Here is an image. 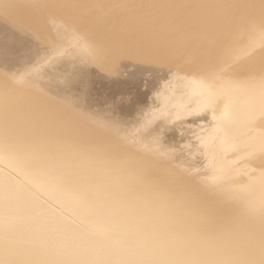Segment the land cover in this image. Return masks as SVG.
Here are the masks:
<instances>
[{
  "label": "bare ground",
  "instance_id": "obj_1",
  "mask_svg": "<svg viewBox=\"0 0 264 264\" xmlns=\"http://www.w3.org/2000/svg\"><path fill=\"white\" fill-rule=\"evenodd\" d=\"M60 1L0 0V264H264V76L231 66L264 1L242 40L227 0H162L155 20L105 35ZM201 24L220 43L192 44ZM93 65L132 69L172 111L131 126L92 93L96 114L74 90Z\"/></svg>",
  "mask_w": 264,
  "mask_h": 264
},
{
  "label": "rangeland",
  "instance_id": "obj_2",
  "mask_svg": "<svg viewBox=\"0 0 264 264\" xmlns=\"http://www.w3.org/2000/svg\"><path fill=\"white\" fill-rule=\"evenodd\" d=\"M259 1H261V0H227V2L224 3L223 9L226 8L228 10V12L232 13V11L229 9H235L234 10L235 13H234V15H232V21L227 22V30H231L232 35L235 34V35L240 36L241 40L245 38L246 30H248L245 27V24H244L245 21L252 20L254 18V16L259 12V10H257L254 6L249 8V5H251L253 2L256 4L257 3L259 4ZM60 2H61L60 3L61 6L68 7L70 9H72V11H73L72 12V17H73L72 20H74L75 22L78 23L77 28L83 29L84 33H88L89 35L91 33L90 31L95 30V29L98 30L97 34L101 33V35H102L104 33V31H102L104 29H102V28L113 29L114 32L119 31L122 33H126V32H129L133 28V26L136 23H138L139 21L144 20V19L147 20L150 18H152V20H155L154 18L157 17L160 12L165 10V8L162 4V0H61ZM50 9H52L51 6H50ZM222 15L225 16V14H222ZM42 16H47V7L46 6L42 9ZM251 25L254 26V29L259 28L258 35L254 39H251L249 37L248 40L243 41V42H246L249 46L247 47L246 51L244 52V55L242 56V58L239 61H236V62L231 64V66L237 68L238 72H243V73H238L242 77H245V76H251V77L264 76V60L262 61L260 58H258L255 55L256 52H258L260 49H262V47H264V21H262V20H260L258 22L254 21ZM204 26L207 27V29H209L208 25H203V24L199 25V30L202 32L204 37L194 38L192 41V44H195L197 41L201 40V45L199 46V48H204V45L206 43H208L209 46H210L211 42H213V41L220 43L219 39L212 36L213 31H210V30L202 31L200 29V27H204ZM249 31H250V34H252L254 31L253 27H251L249 29ZM93 33H95V32H93ZM103 35H105V33ZM100 40H102V39H98V41H97V44L99 45V47H101L100 45L102 44ZM99 41H100V44L98 43ZM253 43H255V44L253 45ZM102 47H104V46H102ZM42 48L45 51L48 50L47 47L44 48V46H42ZM43 49H42V51H43ZM100 49L98 48L97 52H99ZM45 51L43 53H45ZM47 53H48V51H46V54ZM46 54H43L42 56H44V55L47 56ZM198 56H201V54H197L193 50L187 52L185 54V56L182 58L183 62L180 63L178 65V67L191 66V63H193ZM206 64H208V63H206V62L201 63V65H206ZM97 68H98V70L96 69V67L94 65H93V67L92 66L89 67V69L94 70V71L89 70L91 80H88V84H87L89 87H91V90H92V91L90 90L91 93H90L89 89L84 88V86L86 84L81 85V87L83 86V88L85 90L81 89L80 86L75 87V89H74L77 94H79V95L81 94L82 96L86 97V99L89 100V101H85L84 104L86 106H88L89 108H92V109L94 108L96 111L95 112L96 114H99L97 112H99V111L101 112L102 108L107 109V111L112 113V114H113V112L111 110H113L114 115H115L114 119L117 116V119H119L118 117H121L122 121L124 120L125 122H126V120L127 121L130 120L132 122H130V121H128V122L131 125V123H133L135 120H137V118L140 116V114L142 115V111L145 114L149 113V110H150L149 108L153 109L152 107H154L153 110H150L151 113H149V115H152V113L153 114L155 113L158 115V112H159V115H158L159 121L163 118V116H165V113H166L165 110L166 109H168V110L170 109V111H172V108L165 107L166 108L165 109L164 107H162V106H166V105L162 104V106H160L161 104H159V103H161L162 101L161 102L156 101L160 97L162 99L163 96L157 95L158 96L157 97L154 93L155 91L152 92V89L148 85L147 78L141 77V78H138L135 80L125 78L128 74V71H131L132 69L131 70L127 69L126 70L127 73L123 69L124 77L117 78V79H110L111 76L109 75V73H111V72L108 73L107 71H105L106 69L103 70L102 68L101 69L104 72H101L102 70H99L100 67H97ZM91 71L93 72V74ZM204 71H208V69H205ZM106 72H107V74H106ZM96 73H100V74L96 75ZM101 73H102V75H101ZM103 73H105V74H103ZM125 74H126V76H125ZM103 75H105V76L103 77ZM106 75H108V76H106ZM146 75L149 76L150 74L147 73ZM169 81H172V79ZM116 90H118V91H116ZM83 92L89 93V94L85 95ZM92 93H93L94 100L102 108H100V106L96 105V103H95L96 106H93L92 104H91L92 107L90 106L89 102H91V103L95 102L93 100V98H91ZM77 94H76V98L78 97ZM155 96L158 99L155 100V98H154ZM161 99H159V100H161ZM152 101H154V102L156 101V103L159 102L157 104L159 106L156 105V108H155V104H153ZM150 106H152V107H150ZM96 107L100 110L97 111ZM161 108H164L165 110L162 111L163 109H161ZM103 109H102V111L106 112ZM156 109H158V110H156ZM146 110H147V112H146ZM163 113H164V115H163ZM149 115H147V116L149 117ZM142 116H144V114ZM188 118L189 117H187L186 119H188ZM179 119L180 120H178V121L184 120L183 118L182 119L179 118ZM186 119H185V121H187ZM162 120H164V118ZM115 121H116V119H115ZM117 121H119V120H117ZM156 121H157V123H159L158 120H156ZM178 121H177V123H178ZM128 122H126V124ZM161 123H163V121H161ZM171 124L172 125L176 124V120L172 121ZM180 144L183 145L184 143L182 144L180 142Z\"/></svg>",
  "mask_w": 264,
  "mask_h": 264
}]
</instances>
